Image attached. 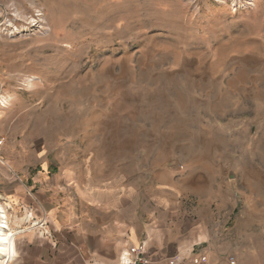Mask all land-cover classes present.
I'll return each instance as SVG.
<instances>
[{
    "label": "rangeland",
    "instance_id": "1",
    "mask_svg": "<svg viewBox=\"0 0 264 264\" xmlns=\"http://www.w3.org/2000/svg\"><path fill=\"white\" fill-rule=\"evenodd\" d=\"M0 91L17 139L34 145L33 176L64 168L85 180L92 166L127 171L131 190L140 173L147 190L157 165L205 163L204 192H219L229 176L214 184L216 168L234 156L225 143L256 140L239 157L264 162V122L249 133L264 102V0H0ZM244 189L263 209L264 183ZM7 215L17 238L53 235L33 210ZM243 251L223 264H264L263 248ZM197 252L146 257L188 264Z\"/></svg>",
    "mask_w": 264,
    "mask_h": 264
},
{
    "label": "crops",
    "instance_id": "2",
    "mask_svg": "<svg viewBox=\"0 0 264 264\" xmlns=\"http://www.w3.org/2000/svg\"><path fill=\"white\" fill-rule=\"evenodd\" d=\"M257 104L261 114L258 108L251 113L249 133L262 130L264 102ZM14 109L0 107V205L6 213L35 211L53 232L51 237L17 238L19 264H120L126 250L143 243L146 256L197 250L195 257L204 264H223L226 255L240 258L243 250L264 249V208L255 203L260 196L240 190L244 184L264 183V162L239 157L243 151L256 152V140L246 141L244 148L234 141L223 145L221 150L234 156L216 168L214 184L221 169L229 176L228 182L220 179L219 192H204L210 175L205 163L188 162L164 169L157 165L147 190L139 187L144 181L137 173L138 187L131 190L127 171L113 176L90 166L85 180L64 168L33 176L34 145L17 139L23 129L16 125ZM220 129L227 138L233 135L225 126Z\"/></svg>",
    "mask_w": 264,
    "mask_h": 264
},
{
    "label": "bare ground",
    "instance_id": "3",
    "mask_svg": "<svg viewBox=\"0 0 264 264\" xmlns=\"http://www.w3.org/2000/svg\"><path fill=\"white\" fill-rule=\"evenodd\" d=\"M40 27L47 31H50L51 29L50 25H40ZM29 80L32 81V77H30ZM0 100H3V95L1 96ZM5 104V106L8 105L7 103ZM14 230L15 229L10 226L7 213L0 205V264H8V262L14 261L18 256L17 235L21 232L18 230L14 232Z\"/></svg>",
    "mask_w": 264,
    "mask_h": 264
},
{
    "label": "built area",
    "instance_id": "4",
    "mask_svg": "<svg viewBox=\"0 0 264 264\" xmlns=\"http://www.w3.org/2000/svg\"><path fill=\"white\" fill-rule=\"evenodd\" d=\"M40 16V15H39ZM39 21H37V24L39 26ZM39 28V27H38ZM1 92V91H0ZM2 95H0L1 98ZM6 104L3 103L0 100V106L1 107H7L5 106ZM4 144V137L0 138V151L2 149V146ZM41 225H43L41 223ZM185 258H180L178 256L176 257H172L169 260H164L162 263H152L149 259V257H146V244L143 243L141 244L139 247L137 248H132L131 252H127L125 253V257H124V253L122 254L121 258H120V264H183ZM234 258L231 257V262H234ZM205 260L203 258H199V257H193L192 259H190L188 264H204Z\"/></svg>",
    "mask_w": 264,
    "mask_h": 264
}]
</instances>
